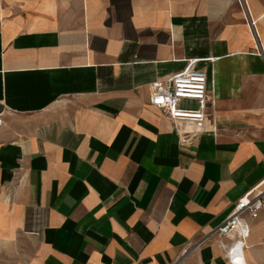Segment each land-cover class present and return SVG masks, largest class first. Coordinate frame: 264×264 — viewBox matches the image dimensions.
Instances as JSON below:
<instances>
[{"label":"crops","instance_id":"crops-1","mask_svg":"<svg viewBox=\"0 0 264 264\" xmlns=\"http://www.w3.org/2000/svg\"><path fill=\"white\" fill-rule=\"evenodd\" d=\"M245 2L256 37L234 0H0V264H230L209 234L264 189V0ZM192 58L215 103L182 141L148 85ZM245 219L264 264V209Z\"/></svg>","mask_w":264,"mask_h":264},{"label":"built area","instance_id":"built-area-1","mask_svg":"<svg viewBox=\"0 0 264 264\" xmlns=\"http://www.w3.org/2000/svg\"><path fill=\"white\" fill-rule=\"evenodd\" d=\"M234 1L244 10L252 34L256 37L254 21L249 18L245 0ZM256 53L264 55L259 44ZM202 60L205 59H188L181 70L156 79L148 85L149 103L166 115L182 141L197 136L203 131L205 120H212L213 117L214 96L212 91L207 89L205 70L196 66V63ZM185 124L193 128L190 135L184 129ZM259 188L257 185L245 192L232 205L225 219L209 234L217 237V242L230 264H245L242 251L250 232L245 216L255 218L258 212L264 209V189ZM207 237L204 236L195 244L184 248L177 260L184 257L191 247L203 243Z\"/></svg>","mask_w":264,"mask_h":264},{"label":"bare ground","instance_id":"bare-ground-1","mask_svg":"<svg viewBox=\"0 0 264 264\" xmlns=\"http://www.w3.org/2000/svg\"><path fill=\"white\" fill-rule=\"evenodd\" d=\"M4 238V237H3ZM6 238V237H5Z\"/></svg>","mask_w":264,"mask_h":264}]
</instances>
